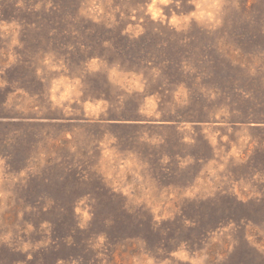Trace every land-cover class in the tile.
Instances as JSON below:
<instances>
[{"label":"rangeland","instance_id":"1","mask_svg":"<svg viewBox=\"0 0 264 264\" xmlns=\"http://www.w3.org/2000/svg\"><path fill=\"white\" fill-rule=\"evenodd\" d=\"M0 264H264V0H0Z\"/></svg>","mask_w":264,"mask_h":264}]
</instances>
